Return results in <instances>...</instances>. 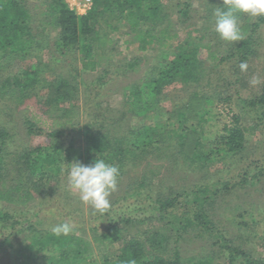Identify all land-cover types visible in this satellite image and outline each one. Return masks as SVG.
Here are the masks:
<instances>
[{"label":"trees","instance_id":"obj_1","mask_svg":"<svg viewBox=\"0 0 264 264\" xmlns=\"http://www.w3.org/2000/svg\"><path fill=\"white\" fill-rule=\"evenodd\" d=\"M167 1L170 0H91L86 12L79 14L66 0H39V4L33 5L28 0H0V67L4 69L14 60L25 62L22 69L0 80V93H9L17 102L35 96L49 112L61 113L55 118H63L57 121L59 127L46 132L48 144L19 150L8 149L10 134L0 127V248L16 241L21 247L20 258L26 264H83L84 261V264H98L91 259L94 253L90 241L75 234L77 227L69 235L59 237L52 234V227H38L42 224L38 219L47 197L59 200L66 195L62 174L67 172L69 163L78 160L87 165L95 158L120 169L118 182L123 181L128 171L132 177L127 183L123 181L120 195L109 199L110 207L103 213L98 211L106 221L104 230L98 231L96 224L89 226L93 231L90 239L94 250L101 256L99 264H130L131 261L135 264H264V258L256 255V246L248 250L241 244L232 245L233 240L211 217L213 203L220 194L253 185L264 175V155L260 164L253 166L245 162L243 154L247 135H253L258 127L259 135H264V85L258 96L242 100L244 105L239 108L253 112L257 123L245 125L239 115L232 113L231 120L222 122L220 129L206 134L197 122L220 115L217 103L226 104L232 96L214 97L212 92L218 82L199 56L201 48H210V44L201 43L204 34L193 35L198 28L181 27L189 16L191 0H177L174 14L170 12L173 4H166ZM207 1L210 15L205 17L213 25V12L224 7L223 0ZM173 15L178 16V22L171 21ZM238 22L244 39L237 43L224 41L225 53L209 51L212 61L234 59L239 64L256 56V38L264 16L251 19L241 14ZM120 25L127 27L126 43L136 51L160 50L163 64L153 67L138 82L126 85L120 115H105L100 121L98 117L106 107L98 102L97 96L111 78L102 79L108 73L103 70V75L96 79L101 85L86 93L87 117L85 122L81 121L78 118L86 109L80 112L76 103L80 94L78 83L72 77L54 74L53 67L43 59L44 43L54 31L49 46L51 57L65 55L69 50L80 51L81 68L94 70L95 56L108 50L107 44L114 43L109 32L118 30ZM169 47L172 52H168ZM140 60L137 56L129 59L124 64V72L134 69ZM175 82L192 88L190 103L176 106L172 111L164 110L160 105L163 89ZM93 84L95 81L88 86ZM205 114L209 116L205 118ZM128 115L139 117L140 122L129 126ZM215 121L220 120L217 117ZM37 122L28 116L24 118L22 123L27 135L42 132ZM80 131L86 135L84 150L75 145L74 137ZM227 160L226 175H219ZM165 163L172 166L171 170L175 166L200 172L201 181L177 190L164 186L158 182L157 175ZM39 197L44 199L38 202ZM94 212L92 208L90 213ZM115 222L135 226L136 230L126 237L115 230L121 242L114 255L109 256L108 245L115 241ZM143 223L145 227L136 226ZM190 231L207 237L213 247L218 244L221 253L226 251L228 256L223 263L214 260L213 250L184 255L179 242ZM20 233L26 235L24 240H18ZM258 234L255 233V238ZM238 236L240 243L252 240L247 235ZM261 247L264 251V242Z\"/></svg>","mask_w":264,"mask_h":264},{"label":"rangeland","instance_id":"obj_2","mask_svg":"<svg viewBox=\"0 0 264 264\" xmlns=\"http://www.w3.org/2000/svg\"><path fill=\"white\" fill-rule=\"evenodd\" d=\"M79 1L80 0H66L71 9L79 14L85 13L86 10L78 6ZM176 1L177 0H170L166 2V4L169 3V5L171 3L173 4V7L170 9V12H173L172 14L176 11ZM203 1L206 2V0H191L189 16L186 18L185 22H182L181 27L190 30L198 28V31H195L193 35H205L201 43H209L210 48L203 46L199 56L204 60L206 70L209 71L211 77L218 82V87L215 88V92H212V94L215 98L221 95L224 97L226 95H231L232 98L230 102H226V104L222 101L217 103V111L220 115L213 116L214 114L211 113L210 115L213 117H208L206 121L200 120L197 123L203 126L206 134L215 133L217 129L221 128L222 122L231 120V114L236 113L240 116L241 121L245 125H253L258 122L257 119L255 120V114H253V112H248L247 108L242 110L239 108L241 105H244L242 100L248 101L258 96L264 85V23L261 24L256 38L257 45L255 46L257 54L247 61H244L247 63L248 68L247 71L242 72L239 68L241 62L238 64L234 59L224 61L218 58V62H216L209 58V51L212 50L213 52L225 53L227 46L219 35L215 33L214 24L212 25L211 22H209L210 20L205 17L206 14H208V16L210 15V13H208L210 9H206L209 8L210 5L208 1L203 5ZM216 2L217 0H215V3ZM28 4H39V0H28ZM176 16L173 15L172 18H170L173 23L178 22V16L177 18ZM253 18L251 17V19ZM210 19L212 20V18ZM206 27L207 29H205ZM105 30L108 31L107 28H105ZM125 30H127V27L120 25L118 30L109 32L114 43L107 44L109 49L101 51V53L95 56L96 68L94 70L81 68L80 51L69 50L65 55L57 54L51 57V48L49 46L55 35L54 31L49 34V38L46 40L47 43H44L46 44V48L43 52V59L49 62L48 64L53 67L52 71L55 70L54 74H59L67 78L72 77L73 80L78 83L80 94L78 95L76 103L80 107V112L84 110V107L86 109V112H81V116L78 118L81 121L85 122L86 119L84 117H87L86 107L88 106V101L86 102V93L90 92L91 88L101 85L96 79L101 74L103 75V70H107L108 73L102 77V79L111 78L108 83L103 86L101 93L97 96L98 102L101 103L104 108H107H105L101 116L98 117L100 121L102 120L101 117L104 118L105 115L113 117L120 115L119 109L122 107L123 102L122 91L126 85L138 82L140 79L145 78L146 74L153 70V67L163 64L162 58L159 56L160 50L151 48L145 51H136L133 45L126 43L128 36L124 32ZM180 36H182V33H180ZM170 51L172 52L171 47H169L168 52ZM134 56L139 57L141 59L140 62L134 69L124 72V64ZM167 56L169 57L170 55L167 54ZM24 63L23 61L14 60L9 62L8 66L4 69L0 67V80L22 69ZM215 63L218 64L214 66ZM254 77L260 79L258 84L253 85L250 83ZM92 81H95V84L88 86ZM228 81L231 82L227 84ZM184 88H187V91H184ZM191 89L189 85H183L180 82L165 86L163 89V99L160 102L161 107L164 108V110L172 111L176 106L188 105L190 103L189 93ZM3 92L0 93V127L6 129L10 134L9 142L11 144L8 149L19 150L25 147L36 145L44 146L48 144L49 138L46 132L51 130L49 128L60 126L57 121L63 120V118L55 117L59 116L61 113H56V111L52 110L49 112L46 105L35 96L25 98L22 102H17L13 99L12 95ZM27 116L38 121L37 125L40 126L42 132L37 134H26L25 126L22 122ZM207 116H209V114L204 115L205 118ZM217 117L220 120L218 122L215 121ZM127 118L129 120V126L140 122L139 117H130V115H128ZM193 121L196 122V120ZM99 124L101 125V122ZM259 132L260 127L255 129L253 135H247V148L243 153L245 154V162L252 163L253 166H255L256 163L260 164L259 161L264 155V135L260 136ZM74 138L75 145L78 149L84 150L86 146V135L80 131L76 133ZM80 162L83 163L82 161ZM228 162L229 160H227L225 168L219 172V175H226V168L229 166ZM171 167V165L165 163V166L157 175L158 182L162 183L164 186L176 187L177 190L180 187H191L195 183L201 181L202 173L200 172H192L187 169H176L177 167L175 166H173L174 170H171ZM130 174L131 172L128 171V173L122 177L124 182L127 183L129 179L132 178L129 176ZM62 175H64L62 188L65 189L66 195L61 199L58 198L59 200H54L52 196L51 199L47 197L45 201L48 202L42 206L41 215L38 219L42 224H39L40 226L38 225V227H53L60 223V221H72L75 227H77L75 229V234L81 235L85 241L86 239L90 241L92 253H94L91 259L97 260L96 262L99 264L101 262V256L97 255V252L94 250V244H92L90 239L93 231L89 226L96 224L97 230L102 231L106 226V221L103 217L99 216L100 214L98 211L95 210L94 213H90L93 207L81 202L79 197L74 194V190L68 185L67 172H63ZM216 179L217 178L212 180ZM123 181L117 183V190L111 194L109 197L110 200L115 198L116 195H120L118 192L123 188ZM42 199L44 198L39 197L38 202ZM213 206V216L211 217L233 240L234 243H232V245L241 244L243 249L248 250H250L249 247L254 245L257 249L256 255L264 258L263 247L259 248L260 244L264 242V175L260 181L253 185L246 184L243 187L234 188L227 194L226 192L220 194L214 201ZM239 213L240 215H238ZM109 220L110 219L107 220V223ZM241 221H243V223ZM255 221L256 223H254ZM136 226L145 227L146 224H137ZM115 230H119L118 232L120 235L126 237L127 234H132L136 229L135 226L118 222L113 232ZM116 233L117 232H114L113 234L115 241H112L108 245L107 254L109 256L114 255L113 253L118 249L121 242L119 236H116ZM195 233V231H190L183 234L179 242V249L181 252L184 255H199L213 250L215 253L214 260L223 263L224 258L228 256L227 252L225 251V254L221 253V248L218 244L213 247L210 244L211 241L207 237L197 236ZM255 233H259V236L256 238ZM239 234L247 235L252 240H249V243H240ZM25 238L26 235L24 236V233H20L18 236V240H24ZM23 246H25V244ZM20 248V244L16 241H14L12 245L2 246L0 248V264H26L24 262L25 259H23V257L20 258L22 255L20 254ZM89 259L90 258H88V260ZM82 263L84 264L86 261Z\"/></svg>","mask_w":264,"mask_h":264},{"label":"clouds","instance_id":"obj_3","mask_svg":"<svg viewBox=\"0 0 264 264\" xmlns=\"http://www.w3.org/2000/svg\"><path fill=\"white\" fill-rule=\"evenodd\" d=\"M224 7L216 8L214 15V31L219 37L228 43H237L244 39L239 24V15L250 17L264 16V0H223ZM239 68L242 72L247 71L246 62H241ZM260 82L254 77L250 83L255 85ZM66 169L68 185L81 202L92 206L95 210L103 213L110 207L109 197L117 190L120 169L106 163L104 159L95 158L90 164L80 161L69 163ZM72 221H64L51 228L53 235L67 236L74 230ZM130 264H135L131 261Z\"/></svg>","mask_w":264,"mask_h":264},{"label":"built area","instance_id":"obj_4","mask_svg":"<svg viewBox=\"0 0 264 264\" xmlns=\"http://www.w3.org/2000/svg\"><path fill=\"white\" fill-rule=\"evenodd\" d=\"M78 4V6H81L83 10H86L91 6V0H80Z\"/></svg>","mask_w":264,"mask_h":264}]
</instances>
